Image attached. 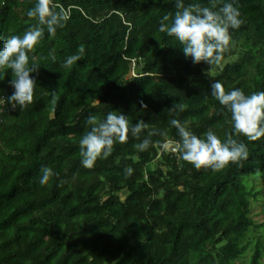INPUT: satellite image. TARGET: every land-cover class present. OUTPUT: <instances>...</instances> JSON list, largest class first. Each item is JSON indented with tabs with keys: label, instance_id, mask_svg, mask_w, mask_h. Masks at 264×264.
I'll return each mask as SVG.
<instances>
[{
	"label": "trees",
	"instance_id": "1",
	"mask_svg": "<svg viewBox=\"0 0 264 264\" xmlns=\"http://www.w3.org/2000/svg\"><path fill=\"white\" fill-rule=\"evenodd\" d=\"M53 3L69 19L29 54L40 65L33 102L23 110L0 105V264H264V223L252 214L262 193L255 182L264 181V136L234 137L248 155L219 171L197 170L162 146L179 140L170 118L197 136L231 131L230 113L210 95L214 81L226 91H264V0H237L242 23L229 30L230 46L209 73L157 31L174 0ZM32 6L0 0V34L21 35L35 22L26 16ZM72 54L81 59L62 68ZM11 79L0 71V96L13 91ZM180 101L184 110L173 116L168 109ZM114 110L130 127L143 120L148 129L83 168L86 117ZM152 129L164 135L135 149ZM45 165L58 175L41 186Z\"/></svg>",
	"mask_w": 264,
	"mask_h": 264
},
{
	"label": "clouds",
	"instance_id": "2",
	"mask_svg": "<svg viewBox=\"0 0 264 264\" xmlns=\"http://www.w3.org/2000/svg\"><path fill=\"white\" fill-rule=\"evenodd\" d=\"M209 5L202 4L200 0L187 4L185 0H174L175 10L160 17L157 26L159 33L172 38L179 45L185 58L193 64L204 62L209 65L208 73L222 63L223 54L232 40L229 30L237 29L242 23L237 0H221L220 6H217L216 0H209ZM26 16L35 22L21 35L0 34V71H11L10 85L13 89L6 98L0 96V105L6 104L20 110L33 102L35 80L32 74L37 73L40 67L34 57L30 62L29 54L45 32L49 37L55 36L57 29H63L69 19L64 8L57 10L53 0H33V6L28 8ZM80 59L79 55H68L60 66L69 68ZM210 95L230 113L231 131H225L223 139L212 128L197 136L177 118H170L168 123L176 129L179 137L174 142L173 151L179 150L181 159L197 170L219 171L230 162L248 155L247 145L234 137L242 135L248 141H256L264 136V91L250 94H245L240 88L226 91L221 81L216 80L211 84ZM183 110L182 101L174 102L168 109L173 116ZM85 126L79 139L80 164L85 169H92L98 160L108 158L114 144L126 143L129 133L139 139L148 129V123L143 120H137L130 127L128 117L115 110L104 114L102 119L94 114L88 115ZM157 134L164 135L152 129L133 147L141 152L146 151L153 143L151 137ZM162 146L167 149L169 144ZM123 171L130 176L134 170L126 166ZM55 175L58 174L50 166H42L38 184L47 185Z\"/></svg>",
	"mask_w": 264,
	"mask_h": 264
},
{
	"label": "rangeland",
	"instance_id": "3",
	"mask_svg": "<svg viewBox=\"0 0 264 264\" xmlns=\"http://www.w3.org/2000/svg\"><path fill=\"white\" fill-rule=\"evenodd\" d=\"M255 189L261 190V194L256 202L253 203L252 206V214L255 221L258 223H264V181H256ZM247 260L243 263L246 264Z\"/></svg>",
	"mask_w": 264,
	"mask_h": 264
},
{
	"label": "built area",
	"instance_id": "4",
	"mask_svg": "<svg viewBox=\"0 0 264 264\" xmlns=\"http://www.w3.org/2000/svg\"><path fill=\"white\" fill-rule=\"evenodd\" d=\"M2 113V111H0V114ZM169 144V147L168 148H170V150L172 151V153H175V154H177L178 152H179V150H176V151H173V148H174V144H172V143H168Z\"/></svg>",
	"mask_w": 264,
	"mask_h": 264
}]
</instances>
